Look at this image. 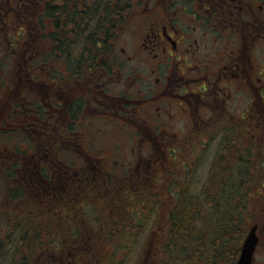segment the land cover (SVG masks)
I'll return each mask as SVG.
<instances>
[{
  "label": "flooded vegetation",
  "instance_id": "obj_1",
  "mask_svg": "<svg viewBox=\"0 0 264 264\" xmlns=\"http://www.w3.org/2000/svg\"><path fill=\"white\" fill-rule=\"evenodd\" d=\"M46 4L47 0H0V67L12 52L20 53L18 75L28 84L34 81L39 96L14 97L15 74L5 76L0 69V88L7 82L11 87L5 93L11 101L0 122L9 121L6 130L24 132L25 145L41 153L25 159L40 156L44 162H58L49 175L53 197L77 201L80 193L146 188L158 172L146 170L152 159L164 167H174L176 161L185 165L186 148L200 150L217 135L231 136L235 157L239 134L255 136L262 130L257 147L258 161L264 163V67L251 69L238 53L239 35L251 44L249 36L264 34V0H147L125 23L135 27L128 60L82 75L77 62L70 63L62 53L77 54V37H70V45L60 36L41 51L38 43L47 42L41 30L51 24ZM28 50H34L35 57H28ZM38 61L45 63L35 68L45 65V70L34 69ZM34 72L41 84L32 77ZM109 126L119 127L122 143L96 146L93 134L107 132ZM60 149L69 152L65 157H71L72 165L56 161ZM134 161L150 164L141 166V173H130L126 167Z\"/></svg>",
  "mask_w": 264,
  "mask_h": 264
},
{
  "label": "trees",
  "instance_id": "obj_2",
  "mask_svg": "<svg viewBox=\"0 0 264 264\" xmlns=\"http://www.w3.org/2000/svg\"><path fill=\"white\" fill-rule=\"evenodd\" d=\"M146 1L47 0L45 15L51 23L48 25L47 35L52 42L61 36V42L64 44L72 42L71 36L77 37L79 44L77 54L65 50L62 53L70 63L76 65L77 62L79 75L89 73L90 69L94 71L101 65L110 69L114 64H122L115 43L120 36L123 23L134 9ZM5 133L20 139L25 137L24 132ZM252 134L244 137L240 133L238 141L245 144L253 139L254 142L256 134L255 136ZM30 144H33V141ZM227 145L229 153L231 142L228 141ZM4 146L5 152L0 155V181L5 185L0 198V264H68L73 260V254L74 261L78 260L80 264H105L104 260L92 259L89 256L90 248L87 245L90 244L89 240L87 242V239H84L87 243L78 246L79 243L76 241L80 235L79 224L70 226L67 230V226H64L57 232L55 226L44 220L42 223V212L52 210L53 216L60 217L62 223L65 219L71 221L73 214L78 212L77 205L88 204L89 201L98 198L97 201L100 203L95 204L102 206L96 209L93 206L92 209L101 211L103 218L98 217L109 222L111 232L106 234L110 237L121 225L131 226L135 220L133 218L138 211L133 206L140 203L136 191H141V188L132 189L126 186L117 193L113 190L107 194L89 192V196L80 193L77 201L73 197L70 199L62 196L53 197L48 190L53 187L49 182V175L57 170L58 162H44L38 157L26 162L27 159L24 157L27 158L28 154L37 155V149L33 145H30V152L15 149L13 152L10 151L15 155L14 159H5L4 155L9 152L6 146L17 145L14 143ZM32 149L36 150L31 152ZM67 154L69 152L61 151L56 161H61L63 165H72L71 157H65ZM225 158L226 161L219 162L217 167L214 166L208 171L206 184L200 193H196L197 195L190 193L186 185L179 191L182 183L171 175L173 170L177 176L176 166L166 164V167L170 168L167 173L158 171L159 177L153 179V187L148 191L149 199L144 198L147 197L146 192L141 203L145 210L143 216L150 210L153 211L152 208L155 210L151 231L157 233L152 243L157 239L154 242L158 246V251L154 252L152 245L150 254L153 255V264H235L242 240L248 230V222L257 218L261 211L264 213V209H261L264 196L263 192L256 188L252 189V197L255 201L259 200L258 204H252L249 201L250 195L246 194L238 193L237 200L236 177L231 173L235 158L229 154ZM239 173L241 175L244 172L239 170ZM8 180H12V184H7ZM250 180L252 185L264 181L255 176ZM62 193L57 192V195ZM111 198H119L122 200V206L126 207L122 221L119 222L113 217L112 221L114 220L115 224L109 219L108 209L105 208L106 204L109 205L107 199ZM207 202L212 205L207 207ZM125 235L123 237L130 239L128 232ZM102 238L101 240L106 242L102 244L108 245V238ZM112 243L120 244L116 241ZM110 258L109 256V260Z\"/></svg>",
  "mask_w": 264,
  "mask_h": 264
},
{
  "label": "rangeland",
  "instance_id": "obj_3",
  "mask_svg": "<svg viewBox=\"0 0 264 264\" xmlns=\"http://www.w3.org/2000/svg\"><path fill=\"white\" fill-rule=\"evenodd\" d=\"M189 17L190 15L187 14L186 17L183 18L184 24H186V22L188 23ZM127 21H129L128 18L123 23L122 28L120 29L121 31L120 36L117 39V42L115 43V48H116L118 56H120V58L124 60L122 62H126L128 60L127 56H129L132 53V49L134 47V44H132L133 41H132L131 36L133 34L135 27H133L131 23H127L125 25ZM47 31H48V27H45L44 29L41 30V32H45V33H47ZM39 33L40 32L38 30V36H39ZM35 39H38V37H35ZM248 40L249 42H251V44H249L247 41L246 42L243 41L241 35L238 36L239 55H242L244 59H247L245 63H247L248 65H251L250 66L251 69L252 68L258 69L259 67H264V34L261 35V34H258V32H255V34L248 37ZM50 43H51V40L47 35V42H39L38 44H39V47L41 48V51L45 52L49 48ZM248 45L251 46L249 47V49L247 48ZM33 52L34 50H31V51L28 50L27 51L28 57L30 58L35 57V56L31 57ZM40 52H38L37 54H39ZM247 52H249V56L247 55ZM21 60H22V57L20 56V53L12 52V56H9L8 59H4L2 61L3 67H0V69L4 70L5 76L6 74L9 75L10 73L15 74V78L12 82L14 91L16 92L14 94V97L16 95H24L27 97H33V99H37L39 97L38 92H36L38 85L34 81H31L30 84H28L24 80V75L22 74L18 75L19 67L22 65ZM40 63H45V61L43 62L38 61V64L37 63L35 64L34 69L38 70V72L41 69L45 70L46 68L45 65L42 66L40 69L35 68V67H38ZM126 65L128 66L129 63L127 62ZM32 75H33L32 76L33 78H37L40 82V77H34L36 75L40 76L39 73L34 72ZM6 85L7 86L5 88L3 89L0 88V90L2 91L1 93H3V96H4L0 98V118L5 117L6 115L5 112L7 111V108L9 106L8 101H11V97L8 98L5 94L7 91L10 92L11 90L10 82H7ZM29 85L33 86V87L31 86L32 90L34 91L33 94L30 90ZM0 123L6 124V126H3L0 124L1 125L0 126V155L1 156H2L1 153L5 152V149L3 148L5 147L4 146L5 144L12 145L16 143L17 145L14 147L10 146L11 148L9 146H6L9 148V152H6V154L4 155V157L6 156L5 159H12V158L14 159L15 155L11 154L10 151L13 152L15 149H20V150H25V151L30 152V149L25 145V142L23 141V139H20V137L18 138L17 136H14V135L8 136V134L5 133L8 131H12V130H6V128L8 129V127L11 126L9 121L2 120ZM96 123H101V122L98 121ZM107 128H109L107 132H103L102 134L100 133L93 134V138H94L96 146L104 145L105 143H108L109 141L116 142V143H122V131L119 129V127L109 126ZM261 132L262 130H258L256 132V138L254 139V142H253V139L252 141L249 139L250 142H246L245 144L238 142L239 148L237 149V152L234 153L236 154V156L234 157L235 162L233 165V170H232L233 172H231L236 177V182H237L235 185L236 199L239 200L237 197L238 193L241 195H244V194L250 195L249 201L252 204H258L259 202V200H256V201L253 200L252 189L255 190L256 188H259L260 191L263 192V196H264V181L257 182L256 184H254L255 186L252 185V183L250 182L251 181L250 178L252 176L257 177L258 179L260 178L264 179V169L261 170L264 166L260 165L263 162L258 161L259 159L258 150L260 148L257 147V142H258L257 137H258V134H261ZM263 135H264V130H263ZM230 137L231 136L229 134L227 138H226V135H223V136L217 135L213 138L206 140L205 144L202 147H200V150L198 149L197 151L191 152L188 150V148H186V153H187L186 159H188L189 162H186L184 166H181L178 161L175 162L177 176H175L174 171L171 170V175H174V178H176V181H179L180 183H182L180 185L179 191L182 189V186L186 185L187 188H189L188 191L190 193L196 194L198 192L199 193L201 192V190L206 184L205 181L208 175V171H210V169H213L214 166L217 167V164L219 162L226 161L224 159H226L225 157H227L226 150L228 147L227 144H228V140H230ZM35 150L32 149L31 152H34ZM25 153L26 152H24V154ZM40 154L41 153L37 151V155H40ZM38 157L40 158V156ZM118 159L120 161V158ZM151 161H152L151 167L149 169L146 168L147 171L148 170L150 171V174L157 172L156 169H158V171L161 173L162 172L167 173L170 169L169 167L165 168L159 162L156 164L153 163L154 162L153 159ZM111 164H114V166L120 165V163H109V165ZM149 164L150 163H145V162H141L139 164L136 161H134L130 163L128 167L126 168H128V171H130V173L133 172V173L138 174L140 172V170L138 169H141V166L149 167ZM180 166H181L180 168L181 170L178 169ZM239 170L244 173L240 175ZM178 171H182V173ZM183 172H185L184 176H183ZM11 182L12 180H8L7 184ZM146 184H147V188H143L141 189V191H136L137 195L139 196L140 203L139 205L133 206L134 209H137L138 213L137 212L135 213L136 216L133 218L135 220L132 221L131 226L121 225L120 229H116L115 230L116 232H114L110 237H108L106 234L107 232H111L109 222L107 223L105 220L100 219L98 216H101V218H103L101 211L95 210L97 207L102 206V205L95 204L96 202L100 203L97 201L98 198H94V201L91 200L89 201L88 204L85 203L87 205L85 204L77 205L76 208L78 212H75L73 214V220L68 221V219H65L63 220V223L60 217L53 216V214L51 213L52 210H44L42 212L43 214L42 223L44 220L45 222H48L51 226H55L57 232L61 231V229H63L64 226H67L66 228L67 230L70 226H76L77 224H79L80 235L78 237V240L76 241L77 243H79L78 246L90 241L89 242L90 244L87 243V245H89V248H90L89 256L92 257V259L95 258L96 260H104L105 264H153L154 263L152 259L153 255L150 254L152 245H153V251L154 252L156 250L158 251V246L154 242L157 239L154 240L152 243V240L154 239V235L157 233H154L151 231V226H152L153 219H154L153 211L155 210L154 208H152L153 211L150 210L149 213L143 216L142 213L145 210H143V205L141 204L144 193L147 192L146 193L147 197H144V198H147V200L149 199L150 192L148 191L151 190L153 186H152V182L150 181V179H149V182H147ZM4 186H5L4 182L0 181V198H1ZM209 189L213 190V188H209ZM212 196H216V194H212ZM107 200H109V205L106 204L105 208L108 209L109 219L111 220V222L115 224V221L114 220L112 221L113 217L117 219V221L119 222L122 221V214H125L126 212V207L122 206V200H120L119 198H116V199L111 198ZM211 205H212L211 203L207 202V207H210ZM93 206L95 209H92ZM261 207H262L261 209H264V199L262 200ZM53 210H56V209H53ZM257 216H258L257 218L252 219L251 221L248 222V228L254 223H257L259 226L257 229V235H258L259 241H258V247L253 257V264H264V217H263L264 213L263 211H261V213L258 214ZM107 227H109V229H107ZM122 229H123V232H122ZM127 232L130 234L128 235L130 236V239H127V237H123V236H126L125 234ZM54 236H56V234ZM102 237L108 238L109 240L108 245L102 244V243H106L103 240H101L103 239ZM84 239H87V242H84ZM113 241L119 242L120 244L116 245L115 243H112ZM111 251L112 253L110 254ZM109 256L111 257L110 260H109ZM72 258L73 260L69 261L68 264H80L78 263V260L74 261L75 254L72 255Z\"/></svg>",
  "mask_w": 264,
  "mask_h": 264
},
{
  "label": "water",
  "instance_id": "obj_4",
  "mask_svg": "<svg viewBox=\"0 0 264 264\" xmlns=\"http://www.w3.org/2000/svg\"><path fill=\"white\" fill-rule=\"evenodd\" d=\"M255 228L256 226H252L248 234L246 235L242 243L240 255L238 257L236 264H250L251 263L252 254L254 252L255 245L257 242Z\"/></svg>",
  "mask_w": 264,
  "mask_h": 264
}]
</instances>
